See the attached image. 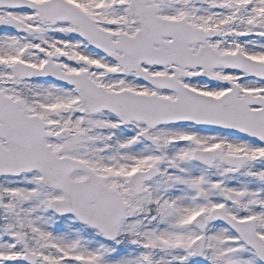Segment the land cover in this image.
Masks as SVG:
<instances>
[{
	"label": "snow or ice",
	"instance_id": "6c2138e0",
	"mask_svg": "<svg viewBox=\"0 0 264 264\" xmlns=\"http://www.w3.org/2000/svg\"><path fill=\"white\" fill-rule=\"evenodd\" d=\"M0 264H264V0H0Z\"/></svg>",
	"mask_w": 264,
	"mask_h": 264
}]
</instances>
